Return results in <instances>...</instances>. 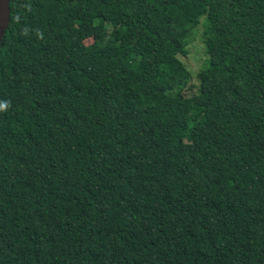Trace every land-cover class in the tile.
<instances>
[{
	"label": "trees",
	"instance_id": "trees-1",
	"mask_svg": "<svg viewBox=\"0 0 264 264\" xmlns=\"http://www.w3.org/2000/svg\"><path fill=\"white\" fill-rule=\"evenodd\" d=\"M10 7L0 264H264V0Z\"/></svg>",
	"mask_w": 264,
	"mask_h": 264
},
{
	"label": "rangeland",
	"instance_id": "rangeland-1",
	"mask_svg": "<svg viewBox=\"0 0 264 264\" xmlns=\"http://www.w3.org/2000/svg\"><path fill=\"white\" fill-rule=\"evenodd\" d=\"M203 25L199 26V29L197 30V35L193 41V43L190 45V53L188 55V57H183L181 56V59L183 61H185L189 68L193 71L196 72L201 63H202V59L200 58L201 56H204V50H205V46H204V41H203V37L201 35V30L202 29V34H203ZM91 40H88L87 43H90Z\"/></svg>",
	"mask_w": 264,
	"mask_h": 264
},
{
	"label": "water",
	"instance_id": "water-1",
	"mask_svg": "<svg viewBox=\"0 0 264 264\" xmlns=\"http://www.w3.org/2000/svg\"><path fill=\"white\" fill-rule=\"evenodd\" d=\"M11 7L10 0H0V48L5 38L6 30L10 25Z\"/></svg>",
	"mask_w": 264,
	"mask_h": 264
},
{
	"label": "clouds",
	"instance_id": "clouds-1",
	"mask_svg": "<svg viewBox=\"0 0 264 264\" xmlns=\"http://www.w3.org/2000/svg\"><path fill=\"white\" fill-rule=\"evenodd\" d=\"M8 105L4 102H0V111L6 110Z\"/></svg>",
	"mask_w": 264,
	"mask_h": 264
}]
</instances>
